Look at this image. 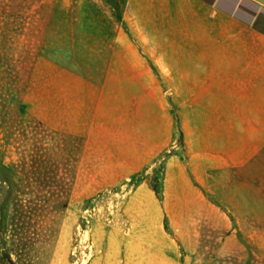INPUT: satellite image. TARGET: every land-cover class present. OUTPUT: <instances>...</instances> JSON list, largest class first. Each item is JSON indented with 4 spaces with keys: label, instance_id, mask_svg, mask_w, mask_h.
<instances>
[{
    "label": "rangeland",
    "instance_id": "1",
    "mask_svg": "<svg viewBox=\"0 0 264 264\" xmlns=\"http://www.w3.org/2000/svg\"><path fill=\"white\" fill-rule=\"evenodd\" d=\"M114 1L0 0V264H264V191L213 189Z\"/></svg>",
    "mask_w": 264,
    "mask_h": 264
},
{
    "label": "crops",
    "instance_id": "2",
    "mask_svg": "<svg viewBox=\"0 0 264 264\" xmlns=\"http://www.w3.org/2000/svg\"><path fill=\"white\" fill-rule=\"evenodd\" d=\"M114 3L120 45L132 50L122 61L144 64L162 83L174 80L170 94L187 96L185 107L172 102V109L186 111L190 158L202 160L205 176L218 177L213 189L224 199L231 192L235 205H259L253 201L264 191V0Z\"/></svg>",
    "mask_w": 264,
    "mask_h": 264
}]
</instances>
